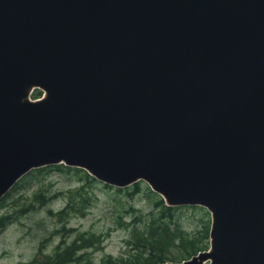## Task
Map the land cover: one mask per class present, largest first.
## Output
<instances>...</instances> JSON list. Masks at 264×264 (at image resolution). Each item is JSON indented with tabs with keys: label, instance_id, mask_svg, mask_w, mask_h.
I'll return each instance as SVG.
<instances>
[{
	"label": "water",
	"instance_id": "water-1",
	"mask_svg": "<svg viewBox=\"0 0 264 264\" xmlns=\"http://www.w3.org/2000/svg\"><path fill=\"white\" fill-rule=\"evenodd\" d=\"M61 163L205 208L179 264H264V0H0V200Z\"/></svg>",
	"mask_w": 264,
	"mask_h": 264
},
{
	"label": "rangeland",
	"instance_id": "rangeland-1",
	"mask_svg": "<svg viewBox=\"0 0 264 264\" xmlns=\"http://www.w3.org/2000/svg\"><path fill=\"white\" fill-rule=\"evenodd\" d=\"M57 168L46 167L26 175L0 200V225L6 224L0 227V264H39L43 257L54 256L60 245L73 244L79 235L84 239L94 236V244L79 253L83 256L79 263L71 264H101L107 257L116 261L130 258L132 228L136 225L143 229L154 215L155 197L149 194L147 184L139 181L138 188L133 184L123 189L128 191L117 192L118 188L97 181L86 184L81 170ZM134 190V195L127 194ZM71 196L78 207H86L84 213L58 215ZM172 214L165 222L176 236L200 240L197 244L202 245L205 228L210 227L209 212L202 207H180ZM178 254L174 247L170 257ZM176 259L166 263L178 264Z\"/></svg>",
	"mask_w": 264,
	"mask_h": 264
},
{
	"label": "trees",
	"instance_id": "trees-1",
	"mask_svg": "<svg viewBox=\"0 0 264 264\" xmlns=\"http://www.w3.org/2000/svg\"><path fill=\"white\" fill-rule=\"evenodd\" d=\"M35 92V91H34ZM41 96V92L37 91L33 93V99H37ZM57 169L59 170H67L70 168H65L63 165H58ZM46 168V167H45ZM44 170V168L32 170L27 175ZM78 170V169H75ZM83 172L86 184H94L96 181L91 178L87 173ZM132 187L138 188L139 184L135 183ZM84 188V187H82ZM80 188V189H82ZM131 188V187H129ZM128 189V188H127ZM149 194L154 196V205L153 212L154 215L151 216L148 224L145 225L143 229H140L138 226H134L131 230V236L133 237V243L131 245L133 254L128 259L123 260H113L111 257H107L105 260L101 262V264H165L168 261L179 260L184 261L188 260L191 257L195 256L198 252L204 251L207 249L208 237H209V226L205 228L203 234V242L202 245H198L197 242L200 240L195 239H184L183 237H177L174 229H170L169 224L165 222L166 218H172L173 212L178 210V207H168L164 204V201L156 194L152 193L149 188H147ZM128 190L117 189V192H123ZM137 193V190L132 192H128L129 196ZM80 209V210H77ZM86 209L85 206L78 207L77 202H75V198L73 196L70 197L68 204L64 210L58 213V215H68L69 212H81L84 213ZM157 212V214H155ZM6 224L0 225V227L4 228ZM94 237V236H93ZM84 239L83 235H79V237L74 241L71 245H60L57 249L56 253L52 257H43V259L39 262V264H71V263H79V261L83 258L79 253L85 251L90 248L94 243L92 242V238ZM179 242V245H177ZM206 243V245H203ZM177 247L179 250V254L176 258H171V254L173 252V248Z\"/></svg>",
	"mask_w": 264,
	"mask_h": 264
}]
</instances>
